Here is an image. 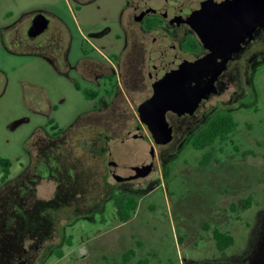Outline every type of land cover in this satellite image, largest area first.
<instances>
[{
	"label": "rangeland",
	"instance_id": "obj_1",
	"mask_svg": "<svg viewBox=\"0 0 264 264\" xmlns=\"http://www.w3.org/2000/svg\"><path fill=\"white\" fill-rule=\"evenodd\" d=\"M118 2L96 0L74 13V4L64 0H0V28L8 24L2 20L6 13L19 17L42 11L49 15L50 28H61L63 41L70 40L73 60L82 35L113 27ZM96 44L108 56L114 48L112 33ZM8 48L0 46V158L11 161L9 177L14 178L28 166L29 154L33 165L43 156L46 179L39 181L32 197L37 202L32 203L23 184L29 170L16 184L9 180L0 186V227L10 225L16 241L0 243V264H10L9 255L18 253L24 231L38 225L45 227V238L55 236L45 244L50 254L26 252L13 264H112L128 250L134 261L148 258L150 264H264V53L253 62L250 91L226 142L197 151L189 138L180 146L155 148L140 137L126 136L110 141L101 165L89 154L80 156L79 148L69 143L74 130L65 133V143L54 137L77 119L81 128H99L103 116L83 112L93 102L75 92L41 56L18 57ZM79 82L82 89L90 87ZM42 132L47 134L43 140ZM90 134L83 132V139L88 141ZM97 134L103 135L102 130ZM35 139L39 144L31 149ZM209 152L210 162L201 166V157ZM117 171L137 178L111 188ZM122 187L141 194H125L137 201L126 223L118 220L109 200ZM55 219L59 222L53 226ZM214 229L234 239L223 253L212 239Z\"/></svg>",
	"mask_w": 264,
	"mask_h": 264
},
{
	"label": "flooded vegetation",
	"instance_id": "obj_2",
	"mask_svg": "<svg viewBox=\"0 0 264 264\" xmlns=\"http://www.w3.org/2000/svg\"><path fill=\"white\" fill-rule=\"evenodd\" d=\"M64 1L67 5L74 4V13H81L96 0ZM257 2L258 0H255L251 5L256 13H258ZM218 4L219 0H120L115 4L113 27L92 32L88 36L82 35L77 50L78 55L76 53L73 60H71L70 40L63 41L61 28H50L49 15L42 11L25 13L19 17L6 13L2 20L8 24L0 28V46L7 48L8 45L9 52L18 57L28 58L34 53L41 56L55 73L71 83L75 92L80 93L86 101L93 102L83 112L102 115L101 120L99 119V128L92 130L81 128L78 124L80 120L77 119L68 130H60L57 132L59 135L54 137L59 136L64 139L66 132L74 130V136L71 134L72 141L70 140L69 143L79 148L80 156L86 157L89 154V159L102 165L105 163L106 152L110 151V141L116 143L124 139L127 133L135 130L141 133L142 139L150 142L155 148L173 143L180 146L188 138L193 142L197 134L207 128L214 116L228 115L234 120V115L242 108L243 96L250 91L251 73L255 65L253 62L264 53V29L257 28L256 32L252 33L251 39L245 35L241 43L242 33L230 34L224 24L234 11V5L229 0V3L217 11V7L214 6ZM37 15L45 16L49 23L42 34L31 37L29 29ZM111 33L114 48L107 56L97 48L96 43ZM221 35L225 36L220 38ZM221 39H227L228 45H233V51L225 63H209V66L202 71L203 79L201 77L202 82L213 79L214 92L209 93L206 99H202L192 113L179 114L177 111H167L165 120L171 129V140L164 145L156 144L148 125L139 115V110L145 109L140 108L143 102L153 96V83H157L164 74L177 72L180 67L195 70V64L209 57L213 45L219 43ZM79 80L90 84V87L82 89ZM225 95L227 98L221 100L220 98ZM215 99L216 101L209 105ZM99 129L102 130L103 135L97 134ZM88 131L92 134L87 141L83 139L82 133ZM178 134H181V138ZM46 135L42 132L40 138L43 140V136ZM65 142L66 139L63 143ZM36 143L39 144L37 139L34 140L31 149ZM69 148L73 147L70 145ZM31 157L32 155L29 154L26 169H22L14 178H10L9 175L2 180L0 174L1 186L9 180H13L16 184L20 176H24L23 174L28 170L32 172L23 183L30 193L28 203L37 202L32 197L39 181L46 179L43 156L41 163L38 162L36 165H33L35 161L32 162ZM130 181L132 180L118 182L114 179V183L110 186L112 188ZM110 186L106 184L105 188L108 189ZM127 189L122 187L118 195L132 194L138 197L140 194L139 191ZM114 198L109 199L113 206ZM3 200L0 189V203ZM13 212L15 211L12 208L11 214ZM57 222L59 219L53 220L51 225L54 226ZM3 228L0 227V243L2 245L16 243L10 225L5 223ZM45 231V227L40 225L37 226V230H25V234L17 241L18 253L9 255L10 264L19 259L23 260L26 252L33 254L35 251L39 256L49 255L50 251L45 244L51 242L55 236L53 234L45 238L47 236Z\"/></svg>",
	"mask_w": 264,
	"mask_h": 264
},
{
	"label": "water",
	"instance_id": "obj_3",
	"mask_svg": "<svg viewBox=\"0 0 264 264\" xmlns=\"http://www.w3.org/2000/svg\"><path fill=\"white\" fill-rule=\"evenodd\" d=\"M257 6V12L264 13V3L258 0ZM48 23L49 21L45 16L37 15L33 19L29 35L36 37L42 34L47 29ZM224 36L221 35L220 38ZM244 36L245 34L242 33L241 37ZM226 40L217 41L219 43L213 45L210 56L195 64V70L180 67L177 72L164 74L165 76L163 75L157 83H153V96L143 102L140 108L145 109L139 110V115L141 120L148 125L149 132L156 144L164 145L171 140V129L165 120L167 111H177L179 114L192 113L202 99H206L209 93L214 92L213 79L202 82L201 77L203 79L204 74L202 71L209 66V63L222 64L227 61L228 56L233 51V45L229 46ZM126 136L142 138L138 130L127 133ZM113 178L118 182H123L133 180L137 176L134 173L117 171ZM82 252L81 255L84 254L83 249Z\"/></svg>",
	"mask_w": 264,
	"mask_h": 264
},
{
	"label": "trees",
	"instance_id": "obj_4",
	"mask_svg": "<svg viewBox=\"0 0 264 264\" xmlns=\"http://www.w3.org/2000/svg\"><path fill=\"white\" fill-rule=\"evenodd\" d=\"M88 96V95H87ZM91 98V96H89ZM53 123V119L49 120V124ZM56 128V125H53ZM236 122L228 115L214 116L206 129L200 131L193 139L192 146L197 151H203L208 147L213 146L216 142H225L228 136L235 131ZM60 129L57 130L59 132ZM210 153H204L200 159V165H206L211 160ZM12 163L10 160L0 158V174L2 180H5L10 175ZM249 205V201H245ZM114 208L116 215L121 223H126L130 220L132 214L137 208V201L133 197H126L124 195H117L114 198ZM212 239L215 242L216 249L223 253L234 243V239L228 233H222L219 230L212 231ZM134 252L132 250L126 251L118 262L112 264H150L148 258H141L134 261Z\"/></svg>",
	"mask_w": 264,
	"mask_h": 264
},
{
	"label": "snow or ice",
	"instance_id": "obj_5",
	"mask_svg": "<svg viewBox=\"0 0 264 264\" xmlns=\"http://www.w3.org/2000/svg\"><path fill=\"white\" fill-rule=\"evenodd\" d=\"M255 0H231L234 5V11L224 24L230 34L239 35L241 33L252 38V33L256 32L257 28L264 29V13H256L252 10L251 5ZM264 3V0H261ZM229 3V0H219L217 11L223 8V6ZM258 34V33H257ZM243 43V38L240 40Z\"/></svg>",
	"mask_w": 264,
	"mask_h": 264
}]
</instances>
